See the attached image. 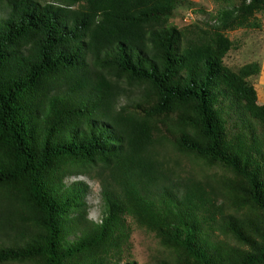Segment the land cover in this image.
<instances>
[{
    "label": "trees",
    "instance_id": "1",
    "mask_svg": "<svg viewBox=\"0 0 264 264\" xmlns=\"http://www.w3.org/2000/svg\"><path fill=\"white\" fill-rule=\"evenodd\" d=\"M223 1L179 28L187 0H0V264H139L134 224L158 264H264L262 67L225 62L264 0Z\"/></svg>",
    "mask_w": 264,
    "mask_h": 264
},
{
    "label": "rangeland",
    "instance_id": "2",
    "mask_svg": "<svg viewBox=\"0 0 264 264\" xmlns=\"http://www.w3.org/2000/svg\"><path fill=\"white\" fill-rule=\"evenodd\" d=\"M226 3L223 0H187L184 6L179 7L174 15L173 23L179 28L186 27L193 23L211 21V17L217 13ZM258 16L262 20L263 27L257 28H239L230 30L227 35L234 41V47L230 50L225 58V62L234 70H238L243 65L259 62L262 66L264 62V13ZM261 74L251 78L262 91L260 82ZM185 169L193 172L198 176H204L218 170L215 167L205 166L201 163L185 161ZM85 181L89 187L87 201L89 204L90 218L99 221L103 215L104 203L101 197V184L98 179L81 175L72 177L73 180ZM131 248L129 257L139 264H158L164 258H170L168 249L162 246L153 233L145 228L133 225V232L130 238Z\"/></svg>",
    "mask_w": 264,
    "mask_h": 264
},
{
    "label": "crops",
    "instance_id": "3",
    "mask_svg": "<svg viewBox=\"0 0 264 264\" xmlns=\"http://www.w3.org/2000/svg\"><path fill=\"white\" fill-rule=\"evenodd\" d=\"M261 76H262V80L260 82V87H263L261 88L262 91H259V86L256 82L253 81L256 89H257V92H258V98H259V103L260 104H264V62H262V66H261ZM259 74V75H260Z\"/></svg>",
    "mask_w": 264,
    "mask_h": 264
}]
</instances>
